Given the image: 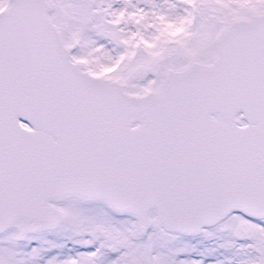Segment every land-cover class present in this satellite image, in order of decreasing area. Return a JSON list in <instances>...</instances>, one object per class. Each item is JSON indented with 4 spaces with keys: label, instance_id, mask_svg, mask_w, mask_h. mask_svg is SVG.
<instances>
[{
    "label": "snow or ice",
    "instance_id": "obj_1",
    "mask_svg": "<svg viewBox=\"0 0 264 264\" xmlns=\"http://www.w3.org/2000/svg\"><path fill=\"white\" fill-rule=\"evenodd\" d=\"M0 264H264V0H0Z\"/></svg>",
    "mask_w": 264,
    "mask_h": 264
}]
</instances>
